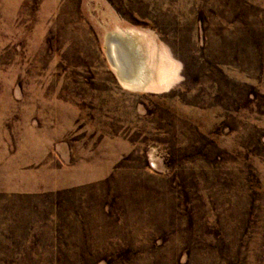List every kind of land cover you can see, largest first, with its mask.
Wrapping results in <instances>:
<instances>
[{
  "label": "rangeland",
  "instance_id": "1",
  "mask_svg": "<svg viewBox=\"0 0 264 264\" xmlns=\"http://www.w3.org/2000/svg\"><path fill=\"white\" fill-rule=\"evenodd\" d=\"M0 264H264V0H0Z\"/></svg>",
  "mask_w": 264,
  "mask_h": 264
},
{
  "label": "bare ground",
  "instance_id": "2",
  "mask_svg": "<svg viewBox=\"0 0 264 264\" xmlns=\"http://www.w3.org/2000/svg\"><path fill=\"white\" fill-rule=\"evenodd\" d=\"M113 39L117 40L119 43V46L115 45V43L112 41ZM108 41H109V48L111 50L112 57L115 58L114 59V67L116 68L117 72L119 73L120 77L123 79H128V80H132V81H137L135 78H131L132 76V72H129L128 70H124L123 66H121V58H123L126 53H128V48L126 47V44H128L127 42H123L125 40L119 38L118 34H111L108 37ZM117 44V43H116ZM129 45V44H128ZM133 46V45H132ZM118 49V50H117ZM126 50V51H125ZM119 51V53H118ZM125 52V53H124ZM136 54V53H135ZM121 56V58H120ZM136 56V55H135ZM127 57V56H126ZM125 59V58H124ZM136 62V61H135ZM138 62V61H137ZM125 68V67H124ZM138 77V76H137ZM131 78V79H130ZM140 78V77H139ZM140 80V79H139Z\"/></svg>",
  "mask_w": 264,
  "mask_h": 264
}]
</instances>
